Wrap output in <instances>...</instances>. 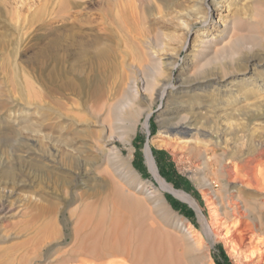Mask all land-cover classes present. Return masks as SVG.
Returning a JSON list of instances; mask_svg holds the SVG:
<instances>
[{"label":"rangeland","instance_id":"obj_1","mask_svg":"<svg viewBox=\"0 0 264 264\" xmlns=\"http://www.w3.org/2000/svg\"><path fill=\"white\" fill-rule=\"evenodd\" d=\"M193 1L0 0V264L81 259V248L95 231L106 235L114 223L127 238V262L114 259L117 264H135L146 234L154 243L149 251H168L179 264H255L254 243L243 249L234 242L227 249L219 237L232 241L235 236L234 204L242 207L240 213L247 214L244 207H249L255 216L264 215V205L258 207V193L228 181L226 170L238 159H227L223 145L215 154L209 148L227 139L229 148L238 141L244 150L252 125L264 121V114L251 116L256 102L242 116L220 108L226 94L255 90L252 86L264 77V0H225L222 11L212 8L210 15L221 13L222 20L205 43L196 40L203 24L195 21ZM66 8L70 12L64 16ZM183 15L193 23L185 36L180 29ZM70 30L85 42L86 56L80 62L63 52ZM174 55L175 61L169 58ZM246 58L253 63L246 64ZM213 77L217 85L201 87ZM165 87L174 97L159 98ZM257 95L263 96L264 90ZM249 97L253 103L254 96ZM11 117L16 123L9 122ZM64 122L69 123L68 140L57 138L58 155L48 157L49 133L53 130L58 137ZM187 123L204 132L197 137L208 148L189 152L176 140L172 129ZM74 129L81 133L75 135ZM263 139L261 128L253 141ZM69 141L76 148L73 153L63 144ZM94 141L100 143L97 149ZM147 146L159 177L189 195L200 214L160 188L146 163ZM108 149H114L115 158ZM70 153L75 162L64 159ZM8 169L14 178L2 175ZM178 177L185 182L175 187ZM118 190L125 192L120 195ZM125 193L137 196L133 204L138 208L120 206L121 199L131 198ZM238 195L252 201L243 203ZM138 211L144 214L138 216ZM206 221L213 222L219 237L206 234ZM49 222L53 225L45 226L50 236L46 244L41 230ZM220 250L229 263L222 262Z\"/></svg>","mask_w":264,"mask_h":264},{"label":"bare ground","instance_id":"obj_2","mask_svg":"<svg viewBox=\"0 0 264 264\" xmlns=\"http://www.w3.org/2000/svg\"><path fill=\"white\" fill-rule=\"evenodd\" d=\"M224 1L225 0H194L193 1V4H194L193 6H194V8H196L195 9V11H196V14L195 15L197 17L196 20L195 19L194 20L197 21V19H198L203 24V29L198 34H196L197 35V37H196L197 39L196 40H199L200 39L201 40V43H205L206 42V38L209 39V37L210 38L213 37L214 34L216 32H218L219 26H220V23H221V20H222L221 19L222 18L221 17V13L218 12L219 13L218 14L219 17H214L213 18L210 15V10L213 8V11L214 12L222 11V9L224 8V5H223ZM69 12H70V9L69 8H66V10H64L63 15L64 16H67L69 14ZM192 27H193V23L191 22V17H189V15L188 16L187 15H183L182 18L180 19V29L182 30L181 32L184 33V36L185 35H188V33L191 31ZM186 43H185V45L183 44L184 45V47L182 46L183 48H186ZM261 46H264V45H262V43H261ZM63 52L65 53L66 57H71V56L74 55L76 57L75 59H76L77 62H80L81 60H83L85 58V56H86L85 42L81 39L80 35L76 31L73 32V31L70 30V31H67L65 33V43H64V46H63ZM175 57H176V55L169 56L170 59H174ZM252 60L249 59V58L244 59V61H245L246 64L253 63ZM174 61H175V59H174ZM238 62H240V61H238ZM170 64H171V61H170ZM246 64L244 65V63H243V66H246ZM243 66H241V67L243 68ZM234 67H235V65H234ZM226 72H227V70H226ZM233 72H235V71H233ZM224 74H225V71H224L223 75ZM261 78H262L261 81H258V83H256L254 86H252V88L255 89V90H249L248 92L246 91V92H243V93L229 92V94H226L227 95V98H225L222 101H220V104H221L220 105L221 106L220 108L222 109V111H229L227 113L228 115H232V116L233 115L242 116L243 115V109L248 108L249 106H251L252 104H254L256 102L257 105H255V104H254L255 106L253 105L254 110L251 111L250 113H251V116L261 117L264 114V112L262 110V107H264V95L261 96L262 95L261 94L259 96L258 95L256 96L257 93L262 92L264 90V77L261 76ZM217 79L218 78H216V77H213L212 79H208V80L205 81V83L203 85H201V87L208 88V87H210V84L217 85L218 84L217 83ZM170 87H172V86H170ZM218 87H220V86H218ZM217 92L220 93L219 91H217ZM164 95H170V97H174V94H173L172 89H169L168 87H165V88L161 89V91L158 93L159 98H162ZM250 95L254 96V98H255V99L253 98V100H255L253 103H250L249 102V100H250L249 99L250 98L249 96ZM219 96H221V95H219ZM219 99L221 100V98H219ZM215 100H216V98H215ZM190 106H191V104H190ZM78 108H80V107H78ZM78 110L80 111V109H78ZM214 111H213V113H214ZM197 114H198V112H197ZM123 116H124V114H123ZM8 120H10L9 122L16 123L17 118H12L11 117ZM212 121H213V119H212ZM227 125L230 127V125H232V123L229 124V122H228ZM247 125H248V123H247ZM144 126H145V128L148 127L146 124ZM221 126H223V125H221ZM243 126L242 127H239V128L243 129ZM252 126L253 127H251V130H250V132H251L250 133L251 134V138H249V139H248V137L246 138V139H248L247 142H246V149L243 150V147H242V149H240V147H237L238 145H241V144L238 143V141L236 142V144H235L234 147L232 146L233 148L229 144V146L231 147V148H229L226 145V142L227 141H230V140H227V139L225 141L222 140L223 142L215 143L211 147L209 145V147H210L209 149H210L211 152H213L215 154L216 151H218L220 149V148L219 149H217V148L218 147H221V145H223L222 146L223 147L222 148L223 150L222 149L221 150H222L223 154H225V155L228 156L227 159H231V160L232 159L233 160L238 159L237 160L238 163L237 164L235 163L236 166H233V167L230 166V163L229 162H228L229 165H226V166H230L228 168V170H226V175L228 176L227 178L230 179V180L232 179L231 181L230 180H228V181L231 182V183H233V182L238 183L239 182L240 185L244 186L243 188H245L246 191L248 190L249 192L252 191V192L258 193L257 194L258 197L256 195V197H257L256 199H258V201H259V202H257V204L261 203V205L262 204L264 205V139L260 143H255V140L253 141V136L256 135V132H258V130L261 129V128L264 129V121H261L257 125H252ZM68 127H69V123H66V122L62 123V127H61L60 131L58 132V134H59L58 137H56L55 134H54L55 132L53 130H51V132L49 133V136H48V141L50 142V150L47 152L48 157H51V158L54 157L55 158L58 155V152L59 151L55 147V145H56L55 144V140L57 138L58 139L59 138H62V139H65L66 140L68 138V136H67L68 135L67 134L68 133L67 132L68 130L66 131L67 133L65 132V130L68 129ZM225 128H227V127L225 126ZM237 129H238V127H237ZM172 131L175 133L174 135L177 136L176 140H178L181 145L186 146V150H187V147H188L189 150H190L189 152H194L196 150H199V148L202 145H204L203 144L204 141L199 140V138L197 137V136H202L203 137L205 135V134L203 135L204 132L203 133H200L199 130L192 123L177 125V126H175L172 129ZM224 131H226V130H224ZM192 132L193 133L195 132L194 135L192 134ZM80 133H81V130L80 129L79 130H77V129L75 130V135H79ZM160 134H167V132L165 133V132L161 131ZM185 136L187 137L186 138L187 140H183V137H185ZM237 139H238V137H237ZM154 141H152V142H154ZM258 142H259V140H258ZM232 143H233V141H232ZM63 144H65V146H67L68 148H71V150L69 149V151H71V152L72 151H76V148H74V144H72L71 141L64 142ZM99 144L100 143H98L97 141H94V145H92V147L94 146V148H96ZM207 144H208V142L205 143V145H204L205 148H208L207 147ZM156 146H159V144L157 143ZM68 148H65V149L69 153V151L67 150ZM182 148L184 149L183 146H182ZM78 150H80V149H78ZM108 151H109V149H108ZM113 151H114V149H110L109 152H113ZM227 152H229V153H227ZM61 153L64 154L66 152L64 150V153L63 152H61ZM113 153L114 154H113L112 158H115L116 157L115 156L116 153L115 152H113ZM144 153H145V159H146V163H147V165L149 167V170L152 173L153 177L158 181V184H159L160 188L163 191H167V192L171 193L177 199H179V200H181L183 202L188 203L192 208H194L198 212V214H200L197 203L189 195L185 194L182 191L175 190L171 185L167 184L163 179H161L159 177L158 172H157V168H156V165H155V161H154V159H153V157L151 155V150H150V148L148 146L145 148V152ZM64 156H66V158L68 159L67 160L68 163H70L69 161H71V162H75L76 161V159H74L75 156L73 157V155L71 153H70V155H68V157H67L66 154L63 155V157ZM81 157H79V159ZM64 159H65V157H64ZM79 163H81L82 166H85L86 165L85 162H84L85 165L82 162H79ZM67 164H65V165H67ZM76 164L77 163H75L74 166H76ZM63 167L65 168L66 166H63ZM2 175L6 176L8 178H12L13 175H15V174L13 172L9 171V169H8V170H3L2 171ZM228 181H226V182H228ZM232 190H234V189L232 188ZM118 191H121V190H118ZM118 191L116 193H118ZM234 191L236 193V190H234ZM237 191H238V189H237ZM124 192L125 191L122 190L119 193H120V195H123ZM241 193L242 192H240V194ZM244 193H245V191H244ZM246 193H248V192H246ZM250 194H247V196H249ZM120 195L117 196V194H116V196L119 197V199L121 198ZM129 195L126 194L127 198H128ZM241 195H238L237 198H238V200H242L241 202H243L244 199H242ZM136 197L133 196V195L131 196L130 199H126L124 197L123 199H121L119 201V204L123 208L126 207V208L130 209V207H128V205H130V204H132L133 206L135 205L134 207L135 208H138V207H136V204H133L134 203V199ZM237 198H235V199H237ZM250 199H252V198H248V202L249 203H250V201H252ZM138 201L139 200H137V202ZM236 202H239V201H236ZM244 202L246 203L247 200L246 201L244 200ZM135 203H136V201H135ZM0 204H1V201H0ZM234 205H235V208L233 209L232 212H233L234 217H235V214H236L238 218H236V223L234 222L235 225H233L234 226L233 229L235 230V236L233 237V240L230 241L231 239L229 240V237H227V236L226 237H223V239L221 237H219L220 236V233H218L219 231L217 232V230L215 229L214 224H213L212 221H210V222H207L206 221V223L204 222L205 223V229L207 231L206 234L208 233V235H210V236H217V237H219V239L223 240L224 246L227 249H229L231 243H234V242L235 243H238V247L240 246L243 249L244 248L246 249V247L251 246L254 243V245L256 247L254 249H256V253H257L256 254L255 264H264V215L263 214H259V215L255 216L257 213H255V215H254V212L253 211L250 212V208L249 207H248L249 209L244 207V210L246 211L247 214L240 213L241 211L239 209H241L242 207L240 208L238 204H234ZM250 205L252 206L254 204H250ZM137 206H138V204H137ZM255 206H254V208L256 209ZM246 207H247V205H246ZM258 207L259 208L261 207L260 204H259ZM128 209H125V210H128ZM258 209H256L257 210L256 212H259ZM125 210H123V211L125 212ZM230 210H232V209H230ZM252 210H254V209H252ZM260 211H262V210H260ZM140 213L141 214H144V212L142 213V211H141V212H139L138 216L141 215ZM248 213L249 214H252L253 213L252 214L253 215V218H249V216H248L249 214ZM138 216H137V219L140 218ZM126 219L129 220V221H131V219H129V218H126ZM133 219H135V218H133ZM50 225L52 226L53 223L52 222L46 223L43 227H45V226L47 227V226H50ZM98 225L100 226V223ZM151 226H153V225H151ZM46 227L41 230V233H42V238H43L42 241H44L46 244H48L49 242H47V241H48V239H49L50 236H49V233H48ZM51 230H53V229H51ZM189 230L190 229H186V232H187L188 235H190ZM149 235L150 234H146L145 236H143L141 238V242L144 244V249L141 251V253H139L138 257L135 258V260H134V263L135 264H157V263H159V264H179V261L177 259H174L173 257H171V255H170V253H168V251H167L166 255H164V254L161 255V250H158L156 252L149 251L148 250L149 247H153L154 246L153 245L154 244L153 243V240L151 239V237ZM54 240L55 239H53L52 241H54ZM255 240H256V242H254ZM42 246H44V245H42ZM47 246L48 245H46V247ZM41 250H42V248H41ZM167 250H170V247L169 246L167 247ZM33 251L34 252L31 253V254H33V256H37V258H39L38 257L39 253H37L38 251L37 250H33ZM25 253H23V254H25ZM80 254L82 255L83 258H81V259L79 258L77 260H75V259L73 260V259L70 258V260H68L67 262H64V264H70V263L72 264L75 261H76L75 263H78V264H117L114 261V259L115 260L116 259H122L123 262H127V238H126V233L124 232V230H123L122 227H120L119 225H116L115 223L113 225H111V227H109V232H107L106 235H103L102 231H100V230L99 231H95V234L93 236H91L90 239H88V243H86L81 248ZM129 254H131V253H128V255ZM182 255H183V253H182ZM184 256L185 255H183V257ZM26 257H27V255H26ZM160 258H161V260H160ZM185 260H183V261H185ZM44 261L45 260H43V262H34V263H33L32 260L31 261H26V262L25 261H23V262L20 261V262H18L16 264H39V263L40 264L41 263L43 264L47 260L45 262ZM12 262L10 261V263H12ZM119 264H121V263H119ZM187 264H188V262H187Z\"/></svg>","mask_w":264,"mask_h":264},{"label":"trees","instance_id":"obj_3","mask_svg":"<svg viewBox=\"0 0 264 264\" xmlns=\"http://www.w3.org/2000/svg\"><path fill=\"white\" fill-rule=\"evenodd\" d=\"M184 182H185V180L179 178V182L174 183V185H175V187H178L179 184H183ZM177 208H181V205L177 204ZM192 214L193 213L191 211L186 212L187 216H192ZM219 254H220V258H221L223 263H229L228 258L226 257L225 253L222 250H220ZM216 264H222V263L217 261Z\"/></svg>","mask_w":264,"mask_h":264}]
</instances>
